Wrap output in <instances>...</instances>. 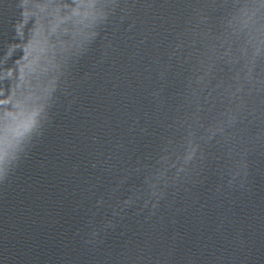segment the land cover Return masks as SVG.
<instances>
[{
    "label": "water",
    "instance_id": "obj_1",
    "mask_svg": "<svg viewBox=\"0 0 264 264\" xmlns=\"http://www.w3.org/2000/svg\"><path fill=\"white\" fill-rule=\"evenodd\" d=\"M0 264H264V0H0Z\"/></svg>",
    "mask_w": 264,
    "mask_h": 264
}]
</instances>
